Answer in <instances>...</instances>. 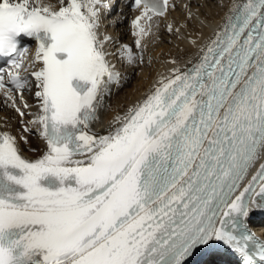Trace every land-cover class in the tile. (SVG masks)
I'll list each match as a JSON object with an SVG mask.
<instances>
[{
    "label": "snow or ice",
    "instance_id": "1",
    "mask_svg": "<svg viewBox=\"0 0 264 264\" xmlns=\"http://www.w3.org/2000/svg\"><path fill=\"white\" fill-rule=\"evenodd\" d=\"M108 6L0 0V94L24 117L15 94L23 102L34 86L27 123L46 144L29 159L25 135L0 131V264H188L214 242L264 264V241L246 226L249 205L264 208V0H232L199 61L101 135L93 122L119 80L99 34ZM134 7L140 47L168 0ZM21 37L36 42L27 66Z\"/></svg>",
    "mask_w": 264,
    "mask_h": 264
},
{
    "label": "bare ground",
    "instance_id": "2",
    "mask_svg": "<svg viewBox=\"0 0 264 264\" xmlns=\"http://www.w3.org/2000/svg\"><path fill=\"white\" fill-rule=\"evenodd\" d=\"M42 3L56 4V0H41ZM232 0H180L171 4L169 11L163 16L151 20V31L142 38L140 47L136 46L131 21L140 14L139 11L129 12L116 29L103 27L110 39L105 48L110 53L109 60L119 73V80L109 85L102 107L98 111L99 120L93 123V131L103 135L108 131L113 118L123 115L132 105L138 103L161 78L173 75L174 69L181 71L191 68L202 55V50L213 37L214 30L223 22ZM101 22V27L103 26ZM169 25L172 30L169 31ZM112 30V31H109ZM113 38V41L110 40ZM123 45H127L133 53L131 61L123 55ZM35 46H30L25 56V65L32 60ZM125 65V70L120 67ZM33 70L30 68V71ZM34 86L23 93L24 101L17 97V106L26 113L20 117L11 101L0 94V126L19 137L25 135L28 144L20 143L22 153L30 158L39 157L46 150V144L40 137L37 124H29L39 111ZM26 102L30 107L24 108ZM25 123L21 124V120ZM31 131L24 133L23 128ZM30 149H35L31 151ZM261 232V231H260Z\"/></svg>",
    "mask_w": 264,
    "mask_h": 264
},
{
    "label": "rangeland",
    "instance_id": "3",
    "mask_svg": "<svg viewBox=\"0 0 264 264\" xmlns=\"http://www.w3.org/2000/svg\"><path fill=\"white\" fill-rule=\"evenodd\" d=\"M199 1V0H198ZM108 29V28H107ZM109 31H112V30H109Z\"/></svg>",
    "mask_w": 264,
    "mask_h": 264
}]
</instances>
